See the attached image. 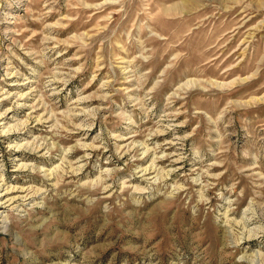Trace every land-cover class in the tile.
I'll use <instances>...</instances> for the list:
<instances>
[{
	"label": "rangeland",
	"instance_id": "374dc122",
	"mask_svg": "<svg viewBox=\"0 0 264 264\" xmlns=\"http://www.w3.org/2000/svg\"><path fill=\"white\" fill-rule=\"evenodd\" d=\"M0 198V264H264V0H0Z\"/></svg>",
	"mask_w": 264,
	"mask_h": 264
},
{
	"label": "bare ground",
	"instance_id": "6f19581e",
	"mask_svg": "<svg viewBox=\"0 0 264 264\" xmlns=\"http://www.w3.org/2000/svg\"><path fill=\"white\" fill-rule=\"evenodd\" d=\"M148 170V169H147ZM1 199V198H0ZM11 200V199H10ZM9 199H8V201H10ZM254 260V259H253ZM256 260V259H255Z\"/></svg>",
	"mask_w": 264,
	"mask_h": 264
}]
</instances>
